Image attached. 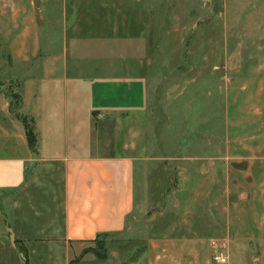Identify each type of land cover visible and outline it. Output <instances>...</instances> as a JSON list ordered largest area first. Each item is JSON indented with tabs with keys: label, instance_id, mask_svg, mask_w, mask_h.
<instances>
[{
	"label": "crops",
	"instance_id": "obj_1",
	"mask_svg": "<svg viewBox=\"0 0 264 264\" xmlns=\"http://www.w3.org/2000/svg\"><path fill=\"white\" fill-rule=\"evenodd\" d=\"M160 1L0 0V264H264L258 142L248 157L211 156L210 141L187 156V196L202 179L203 196L219 202L190 208L187 234L140 226L135 176L147 157L132 153L130 124L149 89L130 55L146 43L145 5ZM110 235L132 245L96 253L92 243ZM210 238L226 263L212 260Z\"/></svg>",
	"mask_w": 264,
	"mask_h": 264
},
{
	"label": "rangeland",
	"instance_id": "obj_2",
	"mask_svg": "<svg viewBox=\"0 0 264 264\" xmlns=\"http://www.w3.org/2000/svg\"><path fill=\"white\" fill-rule=\"evenodd\" d=\"M160 2L145 5L146 43L130 55L132 71L147 76L149 89L148 110L130 124L132 153L147 157L139 173L136 167L137 217L151 232L184 235L190 208L219 206L218 196H203L202 179L195 180L200 194L187 196V156L201 153L204 141L211 156L228 158L248 157L256 152L252 143L264 144V0ZM126 129L119 125V140ZM218 141L228 142L225 150L213 147ZM209 183L217 193L220 182ZM113 238L94 241L96 253L132 245ZM236 258L231 264H240Z\"/></svg>",
	"mask_w": 264,
	"mask_h": 264
},
{
	"label": "built area",
	"instance_id": "obj_3",
	"mask_svg": "<svg viewBox=\"0 0 264 264\" xmlns=\"http://www.w3.org/2000/svg\"><path fill=\"white\" fill-rule=\"evenodd\" d=\"M209 244L211 248L212 260L218 263H225L227 261V256L224 250V244L216 238H210Z\"/></svg>",
	"mask_w": 264,
	"mask_h": 264
},
{
	"label": "trees",
	"instance_id": "obj_4",
	"mask_svg": "<svg viewBox=\"0 0 264 264\" xmlns=\"http://www.w3.org/2000/svg\"><path fill=\"white\" fill-rule=\"evenodd\" d=\"M27 135H28V140H29L30 145H33L32 133H31V131H30V129L28 127H27Z\"/></svg>",
	"mask_w": 264,
	"mask_h": 264
},
{
	"label": "water",
	"instance_id": "obj_5",
	"mask_svg": "<svg viewBox=\"0 0 264 264\" xmlns=\"http://www.w3.org/2000/svg\"><path fill=\"white\" fill-rule=\"evenodd\" d=\"M9 231H10V239H11V241L14 243V236H13V234H12L10 228H9Z\"/></svg>",
	"mask_w": 264,
	"mask_h": 264
}]
</instances>
